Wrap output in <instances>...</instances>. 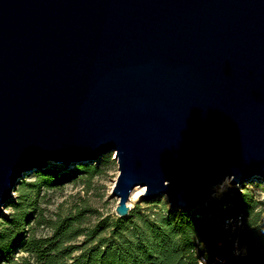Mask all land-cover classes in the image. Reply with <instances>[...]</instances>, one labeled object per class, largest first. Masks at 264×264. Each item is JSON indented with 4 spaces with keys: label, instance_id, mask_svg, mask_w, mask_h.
<instances>
[{
    "label": "water",
    "instance_id": "water-1",
    "mask_svg": "<svg viewBox=\"0 0 264 264\" xmlns=\"http://www.w3.org/2000/svg\"><path fill=\"white\" fill-rule=\"evenodd\" d=\"M115 151L191 212L264 180V0H0V216L23 172Z\"/></svg>",
    "mask_w": 264,
    "mask_h": 264
},
{
    "label": "trees",
    "instance_id": "trees-1",
    "mask_svg": "<svg viewBox=\"0 0 264 264\" xmlns=\"http://www.w3.org/2000/svg\"><path fill=\"white\" fill-rule=\"evenodd\" d=\"M79 172L92 177L100 170L86 162L56 176L64 179ZM257 204L263 208L257 209ZM9 206L14 212L3 216L0 264H198L197 241L209 261L219 255L229 264H264V204L249 188L233 190L225 209L217 201L211 213L204 210L199 218L167 208L165 202L162 211L153 214L137 209L123 217L99 214L92 221V208L82 202L60 209L52 218L42 216L36 224L51 229L45 236H38L33 226L24 228L31 217L24 211L32 206L23 192ZM238 213L244 218L239 239L247 248L240 260L225 248L218 251V243L224 239L221 223ZM17 248L21 254L13 256Z\"/></svg>",
    "mask_w": 264,
    "mask_h": 264
},
{
    "label": "rangeland",
    "instance_id": "rangeland-1",
    "mask_svg": "<svg viewBox=\"0 0 264 264\" xmlns=\"http://www.w3.org/2000/svg\"><path fill=\"white\" fill-rule=\"evenodd\" d=\"M108 154H110V158ZM115 156V151H108L101 153L96 158L70 160L67 164L63 160L56 161L49 158L45 160L44 166L39 168L33 167L31 171L23 172L2 208L0 229H2L6 222L3 216L9 217L14 212L13 207L9 206L11 200L17 199L21 195V192L25 195L28 204L32 206V208L24 211L25 214H31L30 221L24 225V228L28 230L30 226H33L38 236L51 234V229L48 226L36 224L42 216L52 218L60 209L65 210L82 202H86L87 206L92 208V221L99 214L103 216H118L116 207L120 199L112 192L119 174ZM86 162L97 165L100 172L92 177L79 172L76 176L57 179V173L65 174V172L74 170L77 166ZM227 178L212 187L206 204L193 209L188 214L191 215L192 213L193 216L199 218L201 212H204V210L211 213V206L215 205L217 201L218 205L225 209L228 206V198L231 196L232 191L236 189L243 190L249 188L255 198L264 204V180L254 177L249 181L232 184L231 180L225 183ZM133 191L128 200L129 205L130 199L134 198L129 214L137 209L141 212L153 214L162 211L165 202L167 203V208L171 209L165 195L152 200H144L141 195L145 192V188L141 194H138L139 190ZM136 194L137 196L134 197ZM149 201L150 203H148ZM256 208H263V205L257 204ZM196 212H198L197 215ZM262 220L264 221V211L262 213ZM19 254L21 253L18 248L12 253L13 256H18Z\"/></svg>",
    "mask_w": 264,
    "mask_h": 264
},
{
    "label": "built area",
    "instance_id": "built-area-1",
    "mask_svg": "<svg viewBox=\"0 0 264 264\" xmlns=\"http://www.w3.org/2000/svg\"><path fill=\"white\" fill-rule=\"evenodd\" d=\"M195 213V212H194ZM219 212H217L218 214ZM198 212H196V215ZM192 215V213H191ZM244 218L242 214H238L233 217H227L220 225L224 239L218 243V251H222L223 248L229 250L237 260L244 258L247 255V248L241 244L239 239L240 230L243 228ZM198 246L195 248L198 256V264H229L225 258L221 256H215L209 261L206 255L201 253V246L197 241Z\"/></svg>",
    "mask_w": 264,
    "mask_h": 264
},
{
    "label": "bare ground",
    "instance_id": "bare-ground-1",
    "mask_svg": "<svg viewBox=\"0 0 264 264\" xmlns=\"http://www.w3.org/2000/svg\"><path fill=\"white\" fill-rule=\"evenodd\" d=\"M229 181H230V178H227L226 181H225V183H228ZM135 190H139V191H138V194H139V193L141 194V193L144 192V188H143V187H140V186H139V187H136V188L134 189V191H135ZM134 191H133V192H134ZM132 194H133V193H132ZM136 196H137V194L134 195V197H136ZM133 201H134V198L132 197V198L130 199V202H129V206H130V207L133 206ZM197 207H200V206H197ZM197 207H195V208H197ZM195 208H194V209H195Z\"/></svg>",
    "mask_w": 264,
    "mask_h": 264
}]
</instances>
